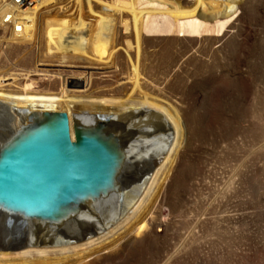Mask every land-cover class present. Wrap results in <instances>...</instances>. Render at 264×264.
<instances>
[{"label":"rangeland","instance_id":"374dc122","mask_svg":"<svg viewBox=\"0 0 264 264\" xmlns=\"http://www.w3.org/2000/svg\"><path fill=\"white\" fill-rule=\"evenodd\" d=\"M54 1L38 11V35L32 42H12L11 29L0 27V79L15 80L0 87V95L125 97L135 80L132 62L138 61L143 91L174 106L185 132L147 228L85 264H264V0H219L192 18L144 14L139 54L134 32L125 34L121 25L131 18L122 10L129 9L132 0H115V10L110 0H81L80 6L75 0ZM135 2L141 10H175L191 7L196 0ZM70 14L75 26L86 29V44L94 37L93 24L100 19L114 24V65L67 49H48L43 34L46 20ZM140 112L148 118L130 116L121 123L134 151L124 154L131 166L118 188L107 186L111 189L104 194L103 207L113 214L141 192L146 159L160 152V135L173 134L161 113ZM72 116L74 121L104 115ZM32 120L8 117L0 109V138ZM91 206L101 213L99 203L93 201ZM70 220L67 215V220L49 229H43L47 221L17 220L19 227L0 225V237L34 223L43 230L42 236L57 238L64 233L70 238L71 229L80 225Z\"/></svg>","mask_w":264,"mask_h":264},{"label":"bare ground","instance_id":"6f19581e","mask_svg":"<svg viewBox=\"0 0 264 264\" xmlns=\"http://www.w3.org/2000/svg\"><path fill=\"white\" fill-rule=\"evenodd\" d=\"M75 1L77 5L81 3V0ZM53 3H55L54 0H29V2H25V0H0V27L7 26L11 29L10 39L12 42L34 41L38 35V11L40 8L49 7ZM218 3L219 0H196L195 5L188 8L141 10L137 8L135 0H132L129 9L122 10V12L126 11L131 18L130 20H121V25L125 34L134 32L136 49L139 54L144 14L164 12L174 18H192L202 11L214 8ZM110 7L114 10L117 9L115 0H110ZM72 15L46 20L43 34L46 36L48 49L51 52H59V50L60 52H67V49L69 53L88 55L93 62H99L105 66L114 65V55L116 53L114 24L111 26L110 22H104L105 20L101 19L93 24L91 30L94 37L91 43L87 42L88 44H86L84 43L86 29L82 25L75 26L73 19H70ZM6 17H9L6 20L9 21L8 24L3 22ZM87 48H89V52ZM129 48H131L130 43ZM132 67L135 72L133 89L125 97L90 96L75 99L38 94L29 95L27 92L20 96L0 95V109L6 112L8 117L21 118L23 122L30 121L33 117L36 118L35 115L38 116L39 113H66L69 118L72 139H74L73 113L84 112L104 115L103 117H91L85 120L95 122L103 127L112 138L113 143L121 149L117 151L116 157L114 156L118 166V175L115 181L103 182V185L105 183L104 186H110L111 188L112 186L118 188V183L128 165L131 166L130 161H124V154L128 152V155L131 156L134 151L133 142H131L130 136L121 125L123 121L130 120L133 116L138 118L141 115L143 119L148 118L140 111L150 110L165 116L173 130V134L168 138L160 135L163 138L160 152L155 155L156 158L151 157L150 159V157H147L146 159L148 170L142 178L139 190L141 192L119 214H113L114 210L103 207V201L105 200V195H103L98 201L93 199L101 206V213L97 214L95 210L91 209L90 204L83 212L77 210L67 214L71 218L70 221L80 223V225L71 229L70 238L64 233L57 238L50 237L45 233V236H42L43 230L36 228L34 223L26 225L19 232L15 231V233L12 232L5 237H0V264H85L88 260L120 246L132 234L142 232L147 228L148 216L156 205L165 182L177 162L185 132L180 113L174 106L166 105L158 98L149 96L143 91L139 80L138 61L136 63L132 62ZM14 81L11 78H1L0 87L13 84ZM4 97L6 99H3ZM1 103H6V108ZM19 110L25 113H18ZM98 216H101V218ZM47 223L43 229L60 225L55 220L47 221ZM0 225L19 227V221L1 219Z\"/></svg>","mask_w":264,"mask_h":264},{"label":"water","instance_id":"95a60500","mask_svg":"<svg viewBox=\"0 0 264 264\" xmlns=\"http://www.w3.org/2000/svg\"><path fill=\"white\" fill-rule=\"evenodd\" d=\"M73 133L66 113L44 112L0 138V220L63 222L111 189L120 147L95 122L74 118Z\"/></svg>","mask_w":264,"mask_h":264}]
</instances>
